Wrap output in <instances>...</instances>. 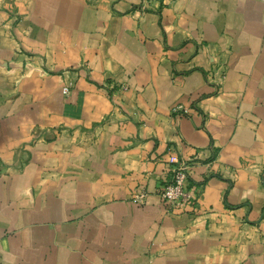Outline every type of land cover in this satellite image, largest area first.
Masks as SVG:
<instances>
[{
    "label": "crops",
    "instance_id": "crops-1",
    "mask_svg": "<svg viewBox=\"0 0 264 264\" xmlns=\"http://www.w3.org/2000/svg\"><path fill=\"white\" fill-rule=\"evenodd\" d=\"M142 4L0 0V264H264V0Z\"/></svg>",
    "mask_w": 264,
    "mask_h": 264
},
{
    "label": "built area",
    "instance_id": "built-area-1",
    "mask_svg": "<svg viewBox=\"0 0 264 264\" xmlns=\"http://www.w3.org/2000/svg\"><path fill=\"white\" fill-rule=\"evenodd\" d=\"M165 0H143L141 7L142 11L147 9H154L158 11L159 6H163ZM223 79V77H222ZM62 92L68 95L70 92V85L63 87ZM173 113H184L185 111L181 106L172 109ZM168 171L166 178L159 187L158 196L162 203L172 211L181 210L185 205L190 203L194 195L188 189V171L190 164L188 162L177 159L175 156L170 155L167 159ZM146 200V193L141 191L133 195L132 202L137 205H143Z\"/></svg>",
    "mask_w": 264,
    "mask_h": 264
}]
</instances>
